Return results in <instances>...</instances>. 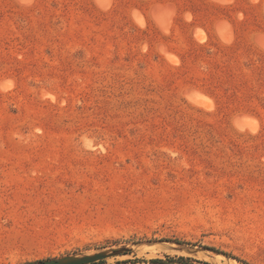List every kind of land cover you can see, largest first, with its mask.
I'll return each mask as SVG.
<instances>
[{
	"label": "rangeland",
	"instance_id": "rangeland-1",
	"mask_svg": "<svg viewBox=\"0 0 264 264\" xmlns=\"http://www.w3.org/2000/svg\"><path fill=\"white\" fill-rule=\"evenodd\" d=\"M248 1L0 0V264H264Z\"/></svg>",
	"mask_w": 264,
	"mask_h": 264
},
{
	"label": "water",
	"instance_id": "water-1",
	"mask_svg": "<svg viewBox=\"0 0 264 264\" xmlns=\"http://www.w3.org/2000/svg\"><path fill=\"white\" fill-rule=\"evenodd\" d=\"M115 252H96L93 254H85L81 256L67 255L60 258H53L38 261L34 264H91L98 260L105 259L108 256L113 255Z\"/></svg>",
	"mask_w": 264,
	"mask_h": 264
},
{
	"label": "trees",
	"instance_id": "trees-1",
	"mask_svg": "<svg viewBox=\"0 0 264 264\" xmlns=\"http://www.w3.org/2000/svg\"><path fill=\"white\" fill-rule=\"evenodd\" d=\"M152 262H155V263H166L165 261H163L162 259H152ZM173 262H178L180 264H192L188 261V258L186 257H183V256H178L177 257V260H172V259H169L167 263L169 264H173ZM206 264H209V263H206Z\"/></svg>",
	"mask_w": 264,
	"mask_h": 264
},
{
	"label": "crops",
	"instance_id": "crops-1",
	"mask_svg": "<svg viewBox=\"0 0 264 264\" xmlns=\"http://www.w3.org/2000/svg\"><path fill=\"white\" fill-rule=\"evenodd\" d=\"M251 1V0H250ZM235 2H237V0H235ZM241 2V0H240ZM247 2L249 3V1L247 0ZM253 5H255V7H259V12H258V15H259V20L261 21H264V0H253L252 1Z\"/></svg>",
	"mask_w": 264,
	"mask_h": 264
}]
</instances>
